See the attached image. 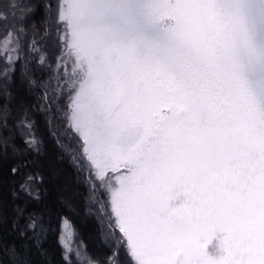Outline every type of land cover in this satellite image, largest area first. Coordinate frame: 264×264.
Here are the masks:
<instances>
[{
	"label": "snow or ice",
	"instance_id": "snow-or-ice-1",
	"mask_svg": "<svg viewBox=\"0 0 264 264\" xmlns=\"http://www.w3.org/2000/svg\"><path fill=\"white\" fill-rule=\"evenodd\" d=\"M44 7V35L61 48L49 107L66 100L56 111L79 142L72 160L107 220L108 264H120L121 249L131 264H264V0ZM22 31L0 40V53L17 54L4 61L19 57ZM33 51L47 65L35 40ZM23 83H38L27 64ZM24 143L39 151L34 133ZM8 147L0 138V156ZM37 183L43 177L29 175L22 189L33 195ZM7 251L19 259L15 247ZM70 252L80 260L81 250L65 245L67 264Z\"/></svg>",
	"mask_w": 264,
	"mask_h": 264
},
{
	"label": "trees",
	"instance_id": "trees-1",
	"mask_svg": "<svg viewBox=\"0 0 264 264\" xmlns=\"http://www.w3.org/2000/svg\"><path fill=\"white\" fill-rule=\"evenodd\" d=\"M48 2L0 0V11L7 13V19L0 18V40L23 29L19 34L22 51L15 63L3 57H16V52L0 53V73L8 71L7 77L0 74V106H7L6 114L0 112V138L9 140L7 153L0 156V264H67L65 245L81 250L80 260L68 253L71 264H88L86 257L96 264H108L113 242L106 234L107 220L91 202L82 172L72 160L73 155L80 157L79 142L65 131V122L56 111L66 100L61 97L55 108L49 107L52 88L58 82L61 48L54 34L44 35V6ZM12 4L18 7L13 9ZM34 40L47 56L45 66L33 51ZM25 64L37 85L23 83ZM41 85H47V101ZM24 121L32 125L31 129L23 125ZM30 132L40 141L38 152L24 143ZM23 161L28 167H20ZM13 167L18 168L17 173L11 171ZM37 173L43 183H37L29 195L22 185L29 175ZM37 193L39 199L35 198ZM33 220L37 221L35 230L29 227ZM12 247L18 260L7 251ZM120 264H131L123 249Z\"/></svg>",
	"mask_w": 264,
	"mask_h": 264
},
{
	"label": "rangeland",
	"instance_id": "rangeland-1",
	"mask_svg": "<svg viewBox=\"0 0 264 264\" xmlns=\"http://www.w3.org/2000/svg\"><path fill=\"white\" fill-rule=\"evenodd\" d=\"M9 47H11V46H9Z\"/></svg>",
	"mask_w": 264,
	"mask_h": 264
}]
</instances>
